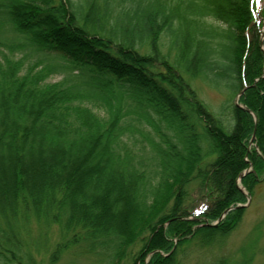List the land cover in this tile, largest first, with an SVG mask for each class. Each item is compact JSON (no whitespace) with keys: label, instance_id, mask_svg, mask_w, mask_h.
<instances>
[{"label":"trees","instance_id":"obj_1","mask_svg":"<svg viewBox=\"0 0 264 264\" xmlns=\"http://www.w3.org/2000/svg\"><path fill=\"white\" fill-rule=\"evenodd\" d=\"M262 183L264 0H0V264H182Z\"/></svg>","mask_w":264,"mask_h":264},{"label":"rangeland","instance_id":"obj_2","mask_svg":"<svg viewBox=\"0 0 264 264\" xmlns=\"http://www.w3.org/2000/svg\"><path fill=\"white\" fill-rule=\"evenodd\" d=\"M195 85L214 108L223 99L219 90L200 81ZM250 198L244 218L236 229L214 245L190 246L179 255L182 264H216L219 259H224L227 264H264V183Z\"/></svg>","mask_w":264,"mask_h":264},{"label":"water","instance_id":"obj_3","mask_svg":"<svg viewBox=\"0 0 264 264\" xmlns=\"http://www.w3.org/2000/svg\"><path fill=\"white\" fill-rule=\"evenodd\" d=\"M244 92V90L243 91H241V93L240 94H242ZM254 138H255V133L253 134V137H252V140L251 141H253L254 140ZM243 175H241L240 176V178L242 177ZM249 202H250V198H249V200H248V202L246 203V204H244L243 206H247L248 204H249ZM226 212H227V210H226ZM208 223H206L205 225H207ZM214 225H216V224H214Z\"/></svg>","mask_w":264,"mask_h":264}]
</instances>
